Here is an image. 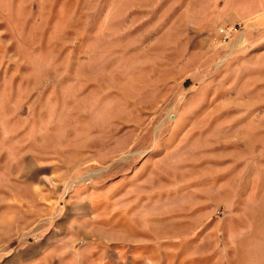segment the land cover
<instances>
[{
	"label": "rangeland",
	"instance_id": "1",
	"mask_svg": "<svg viewBox=\"0 0 264 264\" xmlns=\"http://www.w3.org/2000/svg\"><path fill=\"white\" fill-rule=\"evenodd\" d=\"M0 264H264V0H0Z\"/></svg>",
	"mask_w": 264,
	"mask_h": 264
},
{
	"label": "built area",
	"instance_id": "2",
	"mask_svg": "<svg viewBox=\"0 0 264 264\" xmlns=\"http://www.w3.org/2000/svg\"><path fill=\"white\" fill-rule=\"evenodd\" d=\"M238 31V26H228V27H222L218 29V36L220 41L226 42L230 38H232Z\"/></svg>",
	"mask_w": 264,
	"mask_h": 264
}]
</instances>
